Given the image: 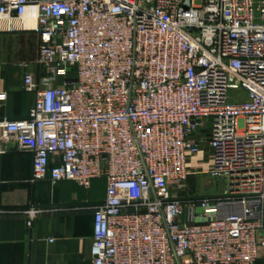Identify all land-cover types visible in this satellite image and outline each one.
<instances>
[{"label": "built area", "instance_id": "1", "mask_svg": "<svg viewBox=\"0 0 264 264\" xmlns=\"http://www.w3.org/2000/svg\"><path fill=\"white\" fill-rule=\"evenodd\" d=\"M0 22L45 70L3 149L32 182L105 179L93 264H264V0H0ZM204 145L224 186L190 195Z\"/></svg>", "mask_w": 264, "mask_h": 264}, {"label": "crops", "instance_id": "2", "mask_svg": "<svg viewBox=\"0 0 264 264\" xmlns=\"http://www.w3.org/2000/svg\"><path fill=\"white\" fill-rule=\"evenodd\" d=\"M39 45L37 32L7 31L0 22V93L7 95L0 100V120L28 117L37 93L24 89V76L31 72L40 82L45 75ZM3 147L0 131V264H93V207L105 199V179H94L89 188L68 180L32 182L33 153L13 143ZM199 158L190 167H200ZM32 205L42 211L30 226Z\"/></svg>", "mask_w": 264, "mask_h": 264}, {"label": "rangeland", "instance_id": "3", "mask_svg": "<svg viewBox=\"0 0 264 264\" xmlns=\"http://www.w3.org/2000/svg\"><path fill=\"white\" fill-rule=\"evenodd\" d=\"M210 153L207 147L203 146L199 163L200 174L191 176L186 183V191L190 195L215 194L223 189V181L211 178L207 173L210 168Z\"/></svg>", "mask_w": 264, "mask_h": 264}, {"label": "bare ground", "instance_id": "4", "mask_svg": "<svg viewBox=\"0 0 264 264\" xmlns=\"http://www.w3.org/2000/svg\"><path fill=\"white\" fill-rule=\"evenodd\" d=\"M28 24H30V25H34V21L30 19V20L28 21Z\"/></svg>", "mask_w": 264, "mask_h": 264}]
</instances>
